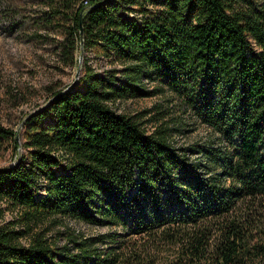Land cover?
Instances as JSON below:
<instances>
[{"label":"trees","instance_id":"16d2710c","mask_svg":"<svg viewBox=\"0 0 264 264\" xmlns=\"http://www.w3.org/2000/svg\"><path fill=\"white\" fill-rule=\"evenodd\" d=\"M46 3L51 17L69 13L66 58L82 49L120 68L96 72L82 57L77 81L26 117L21 145L0 126L15 147L0 167V218L2 203L21 210L0 224V264H264V0ZM160 91L215 142L176 147L167 124L148 131L113 108ZM55 217L140 240L29 238Z\"/></svg>","mask_w":264,"mask_h":264},{"label":"rangeland","instance_id":"374dc122","mask_svg":"<svg viewBox=\"0 0 264 264\" xmlns=\"http://www.w3.org/2000/svg\"><path fill=\"white\" fill-rule=\"evenodd\" d=\"M48 1L0 0V126L16 133L19 145L24 142L23 124L26 117L44 106L53 92L77 81L83 65L82 57L96 72L120 68L119 64L96 56L91 51L83 54L74 52L72 62L66 58L64 42L70 25L66 18L69 13L62 14V17H51L53 14H47L50 12V6L46 5ZM143 86L147 90L159 88L155 82L145 81ZM113 108L118 113L133 116L148 131L167 124L173 146L212 145L215 142L216 134L202 124L182 101L168 92L116 101ZM17 152L22 153L24 149L20 146ZM14 158V144L1 141L0 167L12 164ZM1 206L4 210L0 224L16 220L20 215L19 208L5 203ZM107 232L123 233L116 226L89 225L72 218L55 217L33 227L29 238L34 233H40L53 246L70 247L73 244L68 238L72 236L79 241ZM27 239H23L22 243L25 244ZM118 239L126 246L140 240L139 237L124 235ZM102 246L96 245L99 248Z\"/></svg>","mask_w":264,"mask_h":264},{"label":"water","instance_id":"95a60500","mask_svg":"<svg viewBox=\"0 0 264 264\" xmlns=\"http://www.w3.org/2000/svg\"><path fill=\"white\" fill-rule=\"evenodd\" d=\"M81 19H82V13L80 14V24H81ZM82 35V29H80V37ZM81 54H82V49H81ZM80 58H81V55H80Z\"/></svg>","mask_w":264,"mask_h":264}]
</instances>
